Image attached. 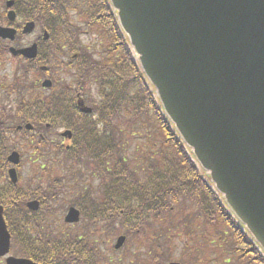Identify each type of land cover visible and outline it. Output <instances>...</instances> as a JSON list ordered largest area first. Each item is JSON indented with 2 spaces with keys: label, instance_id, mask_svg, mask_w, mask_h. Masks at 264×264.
Segmentation results:
<instances>
[{
  "label": "water",
  "instance_id": "water-1",
  "mask_svg": "<svg viewBox=\"0 0 264 264\" xmlns=\"http://www.w3.org/2000/svg\"><path fill=\"white\" fill-rule=\"evenodd\" d=\"M167 117L226 204L264 250V0H110ZM14 1H9L11 8ZM14 21L15 13H9ZM34 24H28L30 33ZM16 31L0 27V38ZM36 46L15 51L35 58ZM47 80L43 86L50 88ZM82 112L92 110L80 103ZM70 135V133H68ZM19 155L10 161L17 165ZM17 183L15 169L10 171ZM39 210L37 201L30 202ZM68 224L80 221L71 208ZM118 239L116 249L125 243ZM11 235L0 205V258ZM7 264H36L8 257ZM176 264V263H172Z\"/></svg>",
  "mask_w": 264,
  "mask_h": 264
},
{
  "label": "trees",
  "instance_id": "trees-1",
  "mask_svg": "<svg viewBox=\"0 0 264 264\" xmlns=\"http://www.w3.org/2000/svg\"><path fill=\"white\" fill-rule=\"evenodd\" d=\"M16 1L17 6L28 7L32 15L41 22L46 23L51 15L53 18L57 17L62 23V38L66 44H76L78 37L77 32L69 25L71 11L79 13L82 19L86 18V24L90 28L100 26L103 33L112 37L105 59L93 58L91 53L85 64L79 63L78 91L86 102L91 104L94 112L91 115L79 113V122L75 128L76 146L70 151L60 149L56 154L57 157L61 155L65 158H75L76 164L82 166L86 164L85 159H89L96 165V172L107 177L109 188L102 203L105 214L100 215L108 216L107 219L111 222L110 234L115 235L123 230L128 238H134L149 227L159 225L160 228L154 233L156 240L165 241L164 234L171 230L178 235V239L183 237V231L185 238L193 243L195 239H201L193 230L197 220H203L208 226L215 228L223 221L231 232L233 250L240 252L249 248L251 251L247 253L252 252L256 257L252 261L264 264V257L231 216L215 190L209 186L188 153L185 143L166 117L154 90L132 53L128 39L119 27L109 1ZM113 51L118 54L115 56ZM90 88L96 90V97L99 99L89 95L87 89ZM43 107L38 99L29 101L31 109ZM46 121L55 126L56 116L49 115ZM140 125L146 130L150 125H155L163 139L162 157L156 164L151 161L147 163L148 172L145 176L134 169L121 154L125 144L124 128L135 129ZM4 152L5 148L0 145V153ZM71 170L74 173V169ZM74 174L79 175L80 169L78 172L76 169ZM54 188L52 187V190ZM19 190L13 189L10 199L0 194V203L6 207V216L10 214L14 248L23 254H44H32L34 260L40 264H70L69 258L75 255L72 259L75 260L78 255L70 241L72 234H67L58 227L54 228L51 224L54 222V225L58 226L60 223L58 215L64 205L59 207L58 204L62 197L57 193L49 197L46 193L43 207L34 213L26 208L28 198L24 197L31 196ZM61 192L65 193L64 188ZM176 211L182 221L174 223L169 220L168 215ZM96 215L98 213L94 212L87 217L90 219ZM191 235L194 238H191ZM48 239H53L54 243H50ZM169 239L171 238L167 237V244L171 245ZM217 246L225 253L222 240L218 239ZM199 256L192 255L193 259L189 264H205ZM238 256L241 257L242 254ZM227 259L225 257L223 262L230 263ZM243 260L241 258L239 262L243 263Z\"/></svg>",
  "mask_w": 264,
  "mask_h": 264
},
{
  "label": "flooded vegetation",
  "instance_id": "flooded-vegetation-1",
  "mask_svg": "<svg viewBox=\"0 0 264 264\" xmlns=\"http://www.w3.org/2000/svg\"><path fill=\"white\" fill-rule=\"evenodd\" d=\"M16 7L15 5L14 10L16 16L13 22L7 19L8 11L4 9V12L0 13V26L11 27L17 31V36L13 41L0 39V100H2V105H0V145L5 148V152L0 153V194L4 197L11 196L12 190L15 187L9 175V170L12 167L9 158L13 152L20 154V163L16 167V171L20 182L19 184H21L24 179L22 175L25 171L24 164L26 162L27 165L29 161L43 165L56 162L54 158L43 156L41 150L40 154L39 152L36 153V151L33 152V156L38 157L27 158L28 156L25 154L24 148H30L35 145L45 148L49 145L56 149L70 150L76 146L75 125L78 122L79 95L76 90L77 84L74 69L79 63V60H85L87 58V56L84 57V50L92 49L70 48L69 46L63 45L61 39V21L57 17L53 18L51 15L47 23L40 26L38 22L30 20L31 13L28 11V7L24 9ZM32 21L36 24L34 31L29 34H24L23 30L26 24ZM26 36L34 37V40L31 41L32 43H24L23 39ZM35 44L38 45L36 59L31 60L22 55H15L12 52L13 49L23 50ZM13 62L18 65V69L15 73L16 76L11 80L7 72L11 73L10 67ZM53 66H55V69H52ZM43 68L47 70L44 71ZM71 70H74V73H69ZM66 74L68 75L66 76ZM69 75L70 77H68ZM48 79L52 81L53 86L49 91V95L46 96L47 93L43 89L42 83ZM56 84L57 89L53 94L51 90L54 89ZM30 90L33 93L30 94ZM36 92H39L38 100L41 101L44 107L31 109L29 108L30 97H36ZM46 103L48 105L54 104L56 108H46ZM13 105L14 107L12 108ZM49 114H54L53 116L59 115L60 117L55 121V125L57 127L60 126L56 131L52 128V123L46 121V117ZM66 132H70L71 137L68 134L64 135ZM41 180L45 182L46 178L40 177L38 179L39 182L37 181L34 184L29 180L26 183V191L38 195L41 193L40 195L45 197L43 190H50L48 188L49 185L47 188L35 186L36 184H42L44 186ZM91 194V188H74L75 204L77 205L76 208L81 212V221L85 218L83 211H87L90 208L89 203L86 202ZM36 200L40 202L42 207L45 198ZM107 224L109 223L104 222V225ZM78 225L71 227L75 228ZM29 241L31 242L32 239H29ZM47 241L54 243L53 239H48ZM70 241L73 249L78 252L76 253L78 255L75 260H72L75 257L73 254L69 258V261H71L70 264H103L105 261L104 257H110L109 259L112 261V264L170 263L169 259L165 257L164 247H159L163 244L161 241L156 242L154 246H152L154 242L147 243L145 247L146 253L137 255H129L127 253L123 255L121 251L112 254L103 251L106 248L107 240L102 237H98L97 239L93 238L92 240L86 236H76ZM96 248L101 250V252L95 255ZM28 249L30 248L28 247ZM125 249H128V247ZM32 254L34 256L35 254L44 256L40 252H28L23 258L34 260ZM115 256H118V258L115 259ZM52 257L47 256V258ZM182 258V260H179L180 264H189L190 253L186 252Z\"/></svg>",
  "mask_w": 264,
  "mask_h": 264
},
{
  "label": "rangeland",
  "instance_id": "rangeland-1",
  "mask_svg": "<svg viewBox=\"0 0 264 264\" xmlns=\"http://www.w3.org/2000/svg\"><path fill=\"white\" fill-rule=\"evenodd\" d=\"M6 1L7 0H0V13L4 12V3ZM70 21L72 22L73 25L79 24L78 16L76 14H73L72 11L70 12ZM87 33L89 35H85L84 33H82L80 35V40L84 42V45H87L88 48H92L95 52L102 53L105 50V48H108L109 44L111 43L110 41H112V37L110 38L107 34H105V32L103 33L101 30L97 28ZM32 40H34V37L32 36L30 37L26 36L23 39L24 43H29ZM4 69H6V67H4ZM17 69H18V65L15 62L11 63V67H10L11 73L7 72L11 80H13V78L16 76L15 73ZM52 69H55V66H53ZM69 73H74V70H71V72ZM67 75L68 74H66V76ZM68 77H70V75ZM49 78L51 77L49 76ZM87 90L89 91V95L94 94L95 89H93V91L91 89H87ZM43 93L45 94V92ZM78 93L81 94V92H78ZM44 94L42 95L44 96ZM0 105H2V100H0ZM124 132L125 133L123 137L125 140V144L124 145L122 144L123 146H122L121 154L127 158L129 164L134 169L139 171L141 175L145 176L148 172L147 163H150L151 161L154 164H156L159 162V160L162 157L161 156L162 142H163L162 136L159 134V131L158 129H156L155 125L154 126L150 125L147 130L146 128H143L141 125L135 129L127 127V130L124 128ZM32 147H35V148H32ZM33 150L37 152L40 149L38 145L31 146L30 148H24L25 154L28 156L27 158L38 157V156H33V152H34ZM82 154L85 155V153H82ZM85 161L88 162L89 160L85 159ZM58 162L59 160L55 164L57 165ZM24 165H25V171L22 175L24 179L21 183V186L24 187L25 189V187L27 186L26 183L29 180H31L33 184L37 182L38 180L37 175H38L40 166L38 164H33L32 161H29L28 165H27V162ZM61 166L62 165L60 166L57 165V168H54V169L51 167H49L48 169L43 168L41 169V171L43 173H47L48 175L46 176V179H49V178L56 177L58 174L65 173V171L61 168ZM75 170L76 168L73 171ZM68 171L69 173H72L69 170V166H68ZM83 171L85 174L87 173L94 174L96 171V166L95 164L89 163L88 167L84 168ZM41 182L44 183V180H41ZM99 182L100 181H98L96 177L90 178L89 180V184L91 185V188L93 190L99 189V186H98ZM93 195L94 197H92V199L94 198L95 200V197H97V200L100 201L99 199L100 190L94 192ZM24 197L29 199L28 196H24ZM64 199H66L70 203L72 201H75V198L73 196H68V197H65ZM63 205L64 207H62ZM58 206L62 207L59 211L60 214L58 216L60 220L63 221L62 223H63V226L65 227L66 224L64 223V217L67 214L69 204L67 203V207H66L65 202L60 201ZM168 216L171 222L176 223V222L182 221L178 217L177 211L173 213L172 215H168ZM79 226H76L75 228L65 227V229L67 228L69 229L68 231L76 232L86 226V221L82 220ZM52 227L57 228L59 226L54 225L53 223ZM158 227L160 228L159 225L158 226L153 225L152 227H149L145 232H142L138 236H135L133 238V241L132 240L128 241L129 249L122 252V254L124 255L127 253L129 255H137V254L146 253L145 247L148 242L155 240V238L157 237L156 235H154V233ZM193 227L194 229L193 228L192 229L194 230V234L197 236L200 235V238L202 240L195 239L193 243H190L189 239L185 238L186 235L184 234L183 231H181L183 237H179L180 239H178V235L174 234L171 230L169 231L167 230L166 234H164V236H166V239L167 237L171 238L169 239L171 242V245L169 246L164 245L165 257L169 259V262H178L180 259L182 260L183 258L181 257L183 256V250H185V253H186L188 249H191L189 250V253H191V255H197V256L200 255L199 258L203 259L204 261L203 263L205 264H239V263L240 264H256L254 261H252L253 260L252 253L248 254L246 252L241 251L240 254H242V256L240 257L238 256V253H236V250H233V248L231 247V244H233L231 240V232L229 231L228 227H226V224H224L223 221H221V223L218 225V228H215L214 226L212 227L208 226L206 223H204L203 220H197V222L194 224ZM208 228H210L209 231H208ZM116 235H114V237ZM92 237L93 238L96 237L95 239H97L98 237H102L101 232L99 230H96V232H93ZM117 237L110 239V243L114 245ZM191 238H194V237H192L191 235ZM218 239L222 240V243L225 244V247L223 249L225 253L220 249L219 246H217ZM187 245H189L188 249L185 247ZM250 251L251 249L248 250V252ZM108 252L110 253V251ZM205 254H207V256ZM11 255L15 257H19L14 252H12ZM225 257L228 258L227 260H229L230 263L223 262V259ZM109 258L110 257H108L107 259ZM117 258L118 256H115V259ZM241 258L244 259L243 263L242 261L239 262V259ZM133 259H136V258H133ZM3 263L4 261H0V264H3ZM103 264H111V263H109L108 261H104Z\"/></svg>",
  "mask_w": 264,
  "mask_h": 264
}]
</instances>
